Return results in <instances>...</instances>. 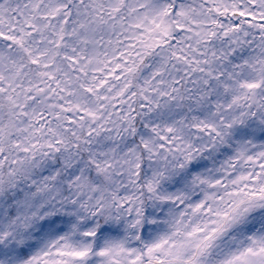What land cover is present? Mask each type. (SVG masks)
<instances>
[{"label":"snow or ice","instance_id":"6c2138e0","mask_svg":"<svg viewBox=\"0 0 264 264\" xmlns=\"http://www.w3.org/2000/svg\"><path fill=\"white\" fill-rule=\"evenodd\" d=\"M0 264H264V0H0Z\"/></svg>","mask_w":264,"mask_h":264}]
</instances>
